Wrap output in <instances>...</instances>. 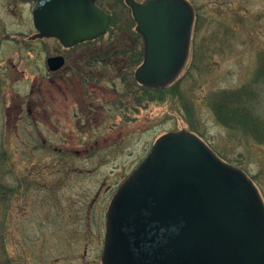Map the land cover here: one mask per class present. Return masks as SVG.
<instances>
[{"label": "rangeland", "instance_id": "1", "mask_svg": "<svg viewBox=\"0 0 264 264\" xmlns=\"http://www.w3.org/2000/svg\"><path fill=\"white\" fill-rule=\"evenodd\" d=\"M189 1L196 11L192 48L175 88L167 91L173 83L164 91L141 85L134 76L141 62L129 61L124 79L113 77L121 69L112 66L105 83L96 78L104 93L93 98L97 117L106 124L71 126L59 118L65 103L72 114L74 92L68 100H49L53 119L46 123L29 125L25 108L20 113L19 106L38 95L36 59L29 61L31 52L20 46L11 55L7 38L21 46L29 40L34 3L0 0V145L8 150V179L17 188L7 226L12 264H102L106 212L121 183L160 136L191 130L192 123L219 156L264 183V142L221 124L210 103L217 91L253 82L264 53V0ZM99 4L113 14L101 41L138 37L125 0ZM56 43L48 40V55L56 53ZM96 70L101 71L99 64ZM55 81L48 78L53 95ZM252 86L258 95L255 109L264 120V79Z\"/></svg>", "mask_w": 264, "mask_h": 264}, {"label": "water", "instance_id": "2", "mask_svg": "<svg viewBox=\"0 0 264 264\" xmlns=\"http://www.w3.org/2000/svg\"><path fill=\"white\" fill-rule=\"evenodd\" d=\"M40 35L65 45L104 34L96 0H33ZM145 40L139 82L165 88L185 67L195 10L189 0H126ZM63 63L50 57L51 69ZM103 264H264V198L253 179L198 134L160 136L115 193Z\"/></svg>", "mask_w": 264, "mask_h": 264}, {"label": "flooded vegetation", "instance_id": "3", "mask_svg": "<svg viewBox=\"0 0 264 264\" xmlns=\"http://www.w3.org/2000/svg\"><path fill=\"white\" fill-rule=\"evenodd\" d=\"M130 10L132 12L131 7ZM33 11L34 9L32 10L33 32L28 36L29 40L22 41L23 45L21 46L17 45L15 38H7V41L9 42L7 47H9V51L12 53L11 55L15 56L16 47L20 46L21 49H28L29 52H31L29 61H31L33 57L36 59L33 64V69L34 72L38 73L37 77L39 78L38 95L35 98L28 99L27 102H23L19 106L20 113L23 112L25 108L28 117L26 120L29 125H32L33 123L39 124V122L46 123L47 120L51 121L53 119L48 112L49 100L54 99V97L56 99L63 97L65 100H68L69 96L74 92L77 94V98L75 97L76 102L73 106V110H71L72 114H68V111L70 110L69 103H65L64 108H62V112L60 113L62 117L59 118V122L65 121L67 125L71 126H92L94 124L99 126L105 125V118L97 117V113L95 112L96 107L93 104V98H95L96 93H104L102 90L103 86H100L101 83L96 82V78L99 77V81H103V79L106 78V75L110 76L111 74L109 68L112 66L114 68L119 66V69L121 70L116 71L117 75L113 77L124 79L127 72H124L123 70L126 69L129 61L134 60V62L142 63L144 60L145 42L143 37L135 28L138 37L129 41L110 39L109 41L107 40L108 42L104 43V41H101L100 37H98L95 39L84 40L72 46H65L57 38L39 35V30L34 23ZM111 15L113 17V14ZM49 39H54L58 42L56 43L55 48L56 53L52 55H48ZM1 42L4 43L6 41L3 38L1 39ZM50 57H62V65L57 69H51L49 65ZM98 64L101 66V71L96 70ZM10 66L14 70L17 69L15 57H11ZM20 72L24 71L20 70ZM135 73L136 70L134 76ZM52 77L56 78L55 85L57 95L50 94L49 92L48 78ZM106 81L107 79L103 82L105 83ZM32 94H36V91L32 90ZM119 99L120 101H123L121 95ZM37 100L39 102H37ZM77 106L79 108H77ZM101 115L103 116L102 113Z\"/></svg>", "mask_w": 264, "mask_h": 264}, {"label": "trees", "instance_id": "4", "mask_svg": "<svg viewBox=\"0 0 264 264\" xmlns=\"http://www.w3.org/2000/svg\"><path fill=\"white\" fill-rule=\"evenodd\" d=\"M264 79V53L261 54L260 64L253 82L239 88L223 89L215 92L210 103L217 116L218 121L231 130H240L244 134L254 137L260 142H264V120L256 111L258 99L257 92L252 84ZM174 82L167 88V91L175 88ZM164 91V88H158ZM188 110L192 108L188 105ZM192 123V129L196 132ZM12 163L5 146L0 145V264H12V259L7 251L8 217L10 215V199L16 193L17 188L9 183ZM258 185L264 197V183L260 182L256 176L251 175Z\"/></svg>", "mask_w": 264, "mask_h": 264}]
</instances>
